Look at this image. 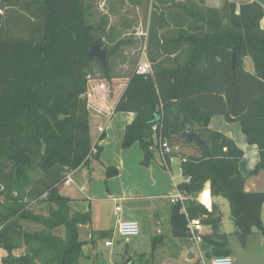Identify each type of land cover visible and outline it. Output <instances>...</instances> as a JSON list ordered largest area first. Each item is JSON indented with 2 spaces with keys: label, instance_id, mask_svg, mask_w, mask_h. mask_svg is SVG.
<instances>
[{
  "label": "trees",
  "instance_id": "1",
  "mask_svg": "<svg viewBox=\"0 0 264 264\" xmlns=\"http://www.w3.org/2000/svg\"><path fill=\"white\" fill-rule=\"evenodd\" d=\"M148 1L128 0L145 6ZM158 1L169 4L160 8ZM93 8V0H0V249L6 252L1 264H81L86 242L79 239V225L91 216L71 210V201L85 199L71 177L77 169L86 172V180L118 175V168L99 162L101 128L111 111L134 113L121 145L138 142L145 165L156 140L196 147L165 157L181 160L177 188L189 197L188 217L211 228L202 242L213 256L230 254L210 194L227 200L241 244L254 228L264 233V190L245 191L243 150L209 127L213 115L238 122L259 155L247 176L264 169L263 7L253 1L237 11L227 1L213 8L205 0H153L146 41L151 70L134 68L127 75L112 69L126 43L121 32L108 26V14L95 17ZM95 44L106 50L105 63L89 56ZM247 56L253 72L245 69ZM93 99L104 106L94 110ZM186 128L205 146L188 140ZM198 193L210 209L191 199ZM33 204L44 205L47 213L34 212ZM169 221L173 237H187L180 203L171 204ZM22 223L38 227L29 230ZM20 247L24 252L13 255ZM140 262L127 257L122 264Z\"/></svg>",
  "mask_w": 264,
  "mask_h": 264
},
{
  "label": "crops",
  "instance_id": "2",
  "mask_svg": "<svg viewBox=\"0 0 264 264\" xmlns=\"http://www.w3.org/2000/svg\"><path fill=\"white\" fill-rule=\"evenodd\" d=\"M226 1L235 4L237 11L241 4L253 1L258 2L264 10V0H205V5L213 8H221ZM102 2L106 5L107 11L105 13L108 14V22H113V20H115L113 18H119L125 15H121V9L124 6H127L128 9L133 8L136 10L142 6V4L131 5L128 0H103ZM168 4L169 3H161L160 1L157 2V6L160 8ZM111 8L114 9L115 12L109 11ZM126 10L127 9H125V11ZM122 21H124L123 18L118 20V22ZM138 21L142 22L141 19ZM260 26L264 29V15L260 21ZM144 62L149 63L148 59ZM244 65L247 71H254L250 57L247 56L244 58ZM99 104L102 105L101 103ZM107 108L111 109V107ZM133 117L134 113L132 112L111 111L109 118L101 128L103 136L99 141V145L101 146L99 162L104 166H115L118 168L119 173L117 176L108 179L86 180V172L77 169L73 171L75 173L74 179L71 177L74 187L78 189V191H81L85 197L83 200L71 201V210L79 212L88 211L91 216L90 223L79 225L78 230L79 233V231L83 229V232L86 234V237L79 239L86 242L83 245V252L85 254V259L83 260H87L90 264L92 262L95 263V260L99 263L100 259L104 257L100 251L101 243L108 254L107 259L104 258L105 264H107V261H111L110 264H122L123 260L130 256L140 260L146 258L144 255L140 258L139 256L141 253L136 249H132L126 244L123 247L121 242L117 240L116 236H118V234L116 232L114 215V207L116 205L121 207V210L118 212L119 216L125 219H135L140 224H143L144 221L147 223L150 222L152 228H154L153 230H156V233L159 232L161 225L166 226V223H162L161 219L163 218L166 222L168 218L169 226H167V230H169L171 234L169 220L170 208L173 203L170 202L169 196L178 189L177 184L183 179L180 169L181 160L178 156L166 159L160 152L153 151L150 162L145 165L142 163L143 151L138 142L123 148L121 141L124 128L126 124L132 121ZM209 127L219 130L231 137L243 150L244 155L239 162V169L241 173L246 176L244 183L245 191L264 190V169L260 170L255 175L247 176L248 172L258 161L259 155L256 145L247 143L244 134L241 132L239 123L227 122L223 116L213 115L210 118ZM125 153L126 156L124 157ZM124 176L125 179H123ZM208 188L210 192V185H208ZM219 197L221 196H211L210 194L211 204H217L218 208ZM263 212L264 202L261 209L262 221ZM210 232L211 228L204 225V235ZM118 237L121 238L120 236ZM176 239L178 238H173L174 241H172V244L174 248L173 254L177 256L184 254L186 258L194 259L196 257L195 250L197 249L200 255L199 261L196 263L198 264L202 261L201 250L204 251L205 256L212 255L210 245L205 242L197 246L188 238H184L186 241L182 244L175 242ZM108 240L112 241V245L106 246L104 244L105 241ZM124 242H127V239H124ZM116 245L122 249L123 253H118V259L115 260L113 258V253ZM86 249L91 253L90 255L86 253ZM152 255L153 254H151V256ZM156 257H158L157 260L161 258L160 254L156 255ZM149 263V260L145 262V264ZM151 264H155L153 260ZM159 264L162 263L160 262Z\"/></svg>",
  "mask_w": 264,
  "mask_h": 264
},
{
  "label": "rangeland",
  "instance_id": "3",
  "mask_svg": "<svg viewBox=\"0 0 264 264\" xmlns=\"http://www.w3.org/2000/svg\"><path fill=\"white\" fill-rule=\"evenodd\" d=\"M103 0H93V15L96 17L99 13H104L106 10V5L102 2ZM153 0L148 1V6L142 5L138 10L130 8L127 6L122 7L121 15L122 17L113 18V22H107L108 26H114L121 32V36L126 42L122 45L118 50V55L114 57L112 60V69L114 73L127 75L131 72L132 69L136 68V66L140 63H143L147 59V51H146V41H147V29L149 27L148 17L150 13V4ZM104 4V5H103ZM125 9H127L125 11ZM120 18L124 19V22H118ZM141 19L142 22L138 20ZM95 76L99 77V73L97 69H94ZM97 77H93L95 79H100ZM89 106H94V110L101 106L99 102L96 100H91L89 102ZM181 151L185 153H192L196 151V147L191 144L182 143L180 146ZM126 153L124 154V157ZM125 179V176L123 177ZM197 196L192 197L191 199H195ZM219 210H220V231L225 233L226 236V250H228L233 264H264V233L259 232L257 229H253L252 233L249 234L246 238L245 244H241L237 236L233 233L234 227L230 219L229 212V204L227 200L223 197L218 198ZM212 205V204H211ZM206 207V208H211ZM34 212H40L46 214V207L44 205L33 204L31 206ZM163 217V216H162ZM162 223H166L165 225H161L160 230L156 233V230H153L150 222H143V224L139 223L140 232L135 237H130L127 239V242H124L123 238L117 237V240L121 242L124 247L125 244L130 248L136 249L140 254V258L144 255L145 259L140 260V264H145L148 262L151 264V261L155 264H196L199 261L200 255L197 249L196 257L186 258L184 254L181 256H177L173 254V237L169 230H167V226H169L168 218L165 220L161 219ZM263 226H264V212H263ZM25 228L29 230L36 229L38 226L32 223H22ZM168 224V225H167ZM143 226V227H142ZM143 228V229H142ZM205 229V228H204ZM154 231V232H153ZM62 233V232H61ZM86 237V234L83 232V229L79 231V238L83 239ZM187 238V237H186ZM184 238H178L175 242L177 243H185ZM204 242V241H203ZM203 242H201L203 244ZM200 243V244H201ZM206 243V242H205ZM208 244V243H207ZM104 258L107 259V250L103 247L101 243V250ZM133 251V250H131ZM24 252L23 247L17 248L13 250V255H19ZM122 252V249L116 245L115 251L113 253V258L118 259V253ZM86 253L90 255L91 253L86 249ZM123 253V252H122ZM6 254V252L0 249V264L1 258ZM151 254H153L151 256ZM160 254V260H157L156 255ZM201 259L203 263L210 264V260L214 257L205 256L203 250H201ZM133 258V256H130ZM80 260L81 264H90L87 260ZM101 259L99 263L95 260V263L101 264ZM124 259L123 261H125ZM160 261V262H159ZM138 262V261H136ZM111 261H107V264H110ZM120 264V263H119Z\"/></svg>",
  "mask_w": 264,
  "mask_h": 264
},
{
  "label": "built area",
  "instance_id": "4",
  "mask_svg": "<svg viewBox=\"0 0 264 264\" xmlns=\"http://www.w3.org/2000/svg\"><path fill=\"white\" fill-rule=\"evenodd\" d=\"M151 70L150 64L147 62L140 63L136 66L135 72L137 73H147ZM153 130H156V126L152 127ZM152 151H158L161 154L165 156V154H170L171 152H180L179 145L171 146L169 143L165 140H156L152 145L149 147ZM173 157V156H172ZM170 157V158H172ZM187 180V179H186ZM199 194H197V197L194 199L198 201L199 203L203 204L199 200ZM189 197L180 192L178 189L169 196V200L171 203H180L181 205V211L185 214V217L187 219L186 223V234L187 238L193 242L195 245H199L202 242L203 238V227L204 225L201 223L199 218H190L188 217L186 210H185V201ZM205 206V204H203ZM210 209V208H209ZM121 210V207L119 205H116L114 207V215H115V227L116 232L118 236L124 239H128L130 237H135L139 234L140 228L139 223L135 219H125L121 216H119L118 212ZM106 246L112 245V241L108 240L104 243ZM198 264H204L202 261ZM210 264H233V260L230 255H217L214 256L210 260Z\"/></svg>",
  "mask_w": 264,
  "mask_h": 264
},
{
  "label": "water",
  "instance_id": "5",
  "mask_svg": "<svg viewBox=\"0 0 264 264\" xmlns=\"http://www.w3.org/2000/svg\"><path fill=\"white\" fill-rule=\"evenodd\" d=\"M105 54H106V50L101 48L98 44L93 45L90 49V52H89L90 57H96L102 63H105ZM234 55L235 54L233 53L232 63H234ZM182 133L188 140L194 141L196 143H199V144H202L203 146H205V143L190 128H186L185 130H183ZM207 184L210 185L209 182H207ZM101 264H105L103 259H101ZM127 264H129V263H127Z\"/></svg>",
  "mask_w": 264,
  "mask_h": 264
}]
</instances>
